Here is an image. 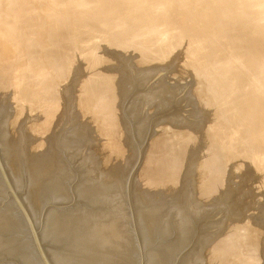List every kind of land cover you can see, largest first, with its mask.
I'll use <instances>...</instances> for the list:
<instances>
[{
  "label": "rangeland",
  "instance_id": "rangeland-1",
  "mask_svg": "<svg viewBox=\"0 0 264 264\" xmlns=\"http://www.w3.org/2000/svg\"><path fill=\"white\" fill-rule=\"evenodd\" d=\"M215 3L217 10L212 9ZM263 3L0 0L1 117L7 109L10 126L22 127L33 149H48L46 129L59 135V124L69 125L68 111L73 109L75 135L96 140L103 149L80 147L84 169L93 172L96 163L101 174H108L105 157L114 167L128 169L134 137H118L125 116L119 118L116 112L115 87L96 74V63H102L97 51L147 49V55L153 52L155 57L149 62L144 57L138 66L181 64L184 78H195L196 87L218 98L217 108L198 94L211 117L212 139L195 135L182 108L169 122L181 134L167 135L163 119L157 118L132 194H141L138 206L149 212L150 206L160 213L179 212V206H185V188L191 187L189 192L195 193H189V218L181 220L193 223L200 208L225 205L228 225L208 244L207 264H264L259 253L264 249V142L257 136L264 131Z\"/></svg>",
  "mask_w": 264,
  "mask_h": 264
},
{
  "label": "water",
  "instance_id": "water-1",
  "mask_svg": "<svg viewBox=\"0 0 264 264\" xmlns=\"http://www.w3.org/2000/svg\"><path fill=\"white\" fill-rule=\"evenodd\" d=\"M96 74L115 87L118 137H134L128 169L114 167L105 157L101 174L84 169L81 146L103 152L96 140L75 135L73 109L69 125L59 135L49 133L48 149H33L22 127H11L0 109V264H207L208 244L228 225L227 207L200 208L188 217L189 192L178 211L150 212L139 207L141 194H132L134 180L148 148L157 118L167 135L181 134L170 118L182 108L195 135L212 139L211 117L199 103L209 89L184 78L181 64L143 67L147 49L121 51L101 48ZM264 223V219H263ZM264 246V241L262 242ZM264 261V249H259Z\"/></svg>",
  "mask_w": 264,
  "mask_h": 264
},
{
  "label": "bare ground",
  "instance_id": "bare-ground-1",
  "mask_svg": "<svg viewBox=\"0 0 264 264\" xmlns=\"http://www.w3.org/2000/svg\"><path fill=\"white\" fill-rule=\"evenodd\" d=\"M31 1H32V0H31ZM81 1H82V0H81ZM156 1H158V0H156ZM181 1H182V0H181ZM225 1H226V0H225ZM232 1H233V0H232ZM257 1H258V0H257ZM17 2H20V1H17ZM78 2H79V1H78ZM119 2H120V1H119ZM138 2H139V1H138ZM14 3H15V2H14ZM27 3H28V2H27ZM71 3H72V2H71ZM101 3H102V2H101ZM101 3H100V4H101ZM116 3H117V2H116ZM140 3H141V2H140ZM144 3H145V2H144ZM144 3H143V4H144ZM166 3H167V1H166ZM182 3H183V2H182ZM216 3H217V2H216ZM216 3L214 4V6H213V8H212L213 10H217V9H218L219 4L217 3V5H218V6H217ZM7 4H8V3H7ZM19 4H21V3H19ZM25 4H26V3H25ZM31 4H32V3H31ZM61 4H62V3H61ZM94 4H95V3H94ZM164 4H165V3H164ZM178 4H179V3H178ZM263 4H264V3H263ZM33 5H34V4H33ZM76 5H77V4H76ZM179 5H180V4H179ZM260 5H261V3H260ZM2 6H3V5H2ZM15 6H16V5H15ZM89 6H90V5H89ZM158 7H159V6H158ZM238 7H239V5H238ZM255 7H256V6H255ZM16 8H17V6H16ZM16 8H15V9H16ZM40 8H41V6H40ZM241 8H242V7H241ZM252 8H253V7H252ZM11 9L13 10V6H12ZM22 9H23V8H22ZM32 9H33V8H32ZM94 9H95V7H94ZM108 9H110V8H108ZM154 9H155V8H154ZM157 9H158V8H157ZM177 9H178V8H177ZM191 9H192V8H191ZM58 10H59V8H58ZM118 10H119V9H118ZM144 10H145V9H144ZM16 11L18 12V10H16ZM41 11H42V10H41ZM134 11H135V10H134ZM157 11H158V10H157ZM255 11H256V10H255ZM74 12H75V11H74ZM169 12H170V11H169ZM185 12H186V11H185ZM253 12H254V11H253ZM31 13H32V12H31ZM98 13H100V12L98 11ZM57 14H58V13H57ZM95 14H96V13H95ZM163 14L165 15V12H163ZM223 14H224V13H223ZM235 14H236V13H235ZM245 14H246V13H245ZM149 15H150V14H149ZM225 15H226V14H225ZM232 15H233V14H232ZM232 15H231V16H232ZM4 16H5V15H4ZM13 16H14V14H13ZM99 16H100V15H99ZM104 16H105V15H104ZM22 17H23V16H22ZM164 17H165V16H164ZM228 17H229V16H228ZM232 17H233V16H232ZM20 18H21V17H20ZM54 18H55V17H54ZM89 18H90V17H89ZM114 18H115V17H114ZM230 18H231V17H230ZM230 18H229V19H230ZM14 19H15V18H14ZM109 19H110V18H109ZM209 19H210V18H209ZM220 19H221V18H220ZM238 19H239V18H238ZM17 20H18V19H17ZM91 20H92V19H91ZM116 20H117V19H116ZM99 21H100V20H99ZM101 21H102V20H101ZM113 21H114V20H113ZM130 21H131V20H130ZM232 21H233V20H232ZM242 21H243V20H242ZM122 22H123V21H122ZM122 22H121V23H122ZM147 22H148V21H147ZM0 23H1V22H0ZM225 23H226V22H225ZM237 23H238V22H237ZM123 24H124V23H123ZM123 24H122V25H123ZM145 24H146V23H145ZM235 24H236V23H235ZM143 25H144V24H143ZM240 25H241V24H240ZM262 25H263V24H262ZM10 26H11V25H10ZM111 26H112V25H111ZM24 27H25V26H24ZM202 27H203V25H202ZM234 27H235V26H234ZM242 27H243V26H242ZM242 27H241V28H242ZM4 28H5V27H4ZM14 30H15V29H14ZM263 30H264V29H263ZM100 31H101V30H100ZM175 31H176V30H175ZM205 31H206V30H205ZM13 33H14V32H13ZM83 33H84V32H83ZM173 33H174V32H173ZM208 33H209V32H208ZM158 34H159V33H158ZM160 34H161V33H160ZM252 34H253V33H252ZM207 35H208V34H207ZM6 36H7V37H5L6 39H7L8 37H10V36H8V35H6ZM35 36H36V35H35ZM91 36H92V34H91ZM132 36H133V35H132ZM161 36H162V35H161ZM243 36H244V35H243ZM187 37H188V36H187ZM210 37H211V36H210ZM257 37H258V36H257ZM193 38H194V37H193ZM247 38H248V37H247ZM247 38H245V39H247ZM114 39H115V38H114ZM180 39H181V38H180ZM255 39H256V38H255ZM257 40H258V39H257ZM158 41H159V40H158ZM172 41H173V40H172ZM201 41H202V40H201ZM263 41H264V40H263ZM263 41H262V42H263ZM33 42H34V41H33ZM128 42H129V41H128ZM181 42H182V41H181ZM246 42H247V41H246ZM249 42H250V41H249ZM0 43H1V42H0ZM175 43H176V42H175ZM211 43H212V42H211ZM243 43H244V42H243ZM30 44H32V43H30ZM145 44H146V43H145ZM204 44H206V43H204ZM217 44H218V43H217ZM200 45H201V44H200ZM202 45H203V44H202ZM202 45H201V46H202ZM1 46H2V45H1ZM129 46H130V44H129ZM183 46H184V45H183ZM201 46H200V48H201ZM204 46H205V45H204ZM127 47H128V46H127ZM179 47H180V45H179ZM181 47H182V45H181ZM197 47H198V46H197ZM206 47H208V46H206ZM223 47H224V46H223ZM23 48H24V47H23ZM43 48H44V47H43ZM155 48H156V47H155ZM185 48H186V47H185ZM195 48H196V46H195ZM197 49H198V48H197ZM207 49H208V48H207ZM262 49H263V48H262ZM30 50H31V49H30ZM154 51H155V50H154ZM157 51H158V50H157ZM193 51H195V50H193ZM195 52L198 54L197 51H195ZM201 52H202V50H201ZM263 52H264V51H263ZM206 53H207V52H206ZM26 54H27V53H26ZM31 54H32V52H31ZM156 54H157V53H156ZM194 54H195V53H194ZM197 54H195V55H196V58H197L198 56H201V55H198V56H197ZM200 54H202V53H200ZM203 54H204V53H203ZM262 54H263V53H262ZM193 56H194V55H193ZM201 57L203 58V56H201ZM207 57H208V56H207ZM262 57H263V56H262ZM204 58H205V57H204ZM204 58H203V59H204ZM253 58H254V57H253ZM260 58H261V57H260ZM0 59H1V58H0ZM165 59H166V58H165ZM237 59H238V58H237ZM1 60H2V59H1ZM1 60H0V61H1ZM262 60H263V59H262ZM244 62H246V61H244ZM4 63H5V61H4ZM262 63H263V62H262ZM246 64H247V63H246ZM256 64H257V63H256ZM200 65H201V64H200ZM208 65H209V64H208ZM263 65H264V64H263ZM201 66H202V65H201ZM244 66H245V65H244ZM238 68H239V67H238ZM29 70H30V69H29ZM261 72H262V71H261ZM206 74H207V73H206ZM258 74H259V73H258ZM249 75H250V74H249ZM210 76H212V75H210ZM232 77H234V75H233ZM236 77H237V76H236ZM256 77H257V75H256ZM85 78H86V77H85ZM259 78H260V77H259ZM253 79H254V78H253ZM213 80H214V79H213ZM88 81H89V80H88ZM223 81H224V80H223ZM261 81H262V80H261ZM89 82H90V81H89ZM254 83H255V82H254ZM90 84H91V83H90ZM213 84H214V83H213ZM250 84H251V83H250ZM95 85H96V84H95ZM233 85H234V84H233ZM222 86H225V85H222ZM252 86H253V84H252ZM257 86H258V85H257ZM259 86H260V85H259ZM12 88H13V87H12ZM214 88H215V87H214ZM263 88H264V87H263ZM46 89H47V88H46ZM223 89H224V88H223ZM215 90H216V89H215ZM262 90H263V89H262ZM38 91H39V90H38ZM238 91H239V90H238ZM216 92L218 93V91H216ZM233 92H234V91H233ZM0 95H1V94H0ZM224 95H225V94H224ZM238 95H239V94H238ZM96 96H97V95H96ZM213 96H214V95H213ZM255 96H256V95H255ZM258 97H259V96H258ZM88 98H89V97H88ZM248 98H249V97H248ZM258 99H259V98H258ZM95 100H96V99H95ZM246 102H248V101H246ZM260 102H261V101H260ZM263 102H264V101H263ZM244 103H245V102H244ZM261 104H262V103H261ZM248 105H249V104H248ZM253 105H254V104H253ZM250 106H251V105H250ZM250 106H249V107H250ZM259 106H260V105H259ZM260 107H263V106H260ZM260 107H259V108H260ZM256 108H257V107H256ZM245 109H246V108H245ZM252 109H253V108H252ZM252 109H251V110H252ZM261 109H262V108H261ZM261 109H258L259 112H260ZM255 110H256V109H255ZM258 110H257V111H258ZM253 111H254V110H253ZM96 112H97V111H96ZM263 112H264V111H263ZM243 113H244V112H243ZM257 114H258V113H257ZM47 115H48V114H47ZM263 115H264V113H263ZM47 117H48V116H47ZM49 117H50V116H49ZM245 117H246V116H245ZM254 117H255V116H254ZM256 117H257V115H256ZM263 117H264V116H263ZM246 118H247V117H246ZM258 118H261V117H258ZM232 119H233V118H232ZM262 119H263V121H264V118H262ZM47 121H48V120H47ZM248 121H249V120H248ZM259 123H261V122H259ZM242 124H243V123H242ZM253 124H254V123H253ZM262 124H263V123H262ZM261 126H263V125H261ZM245 127H246V126H245ZM247 127H248V126H247ZM249 127H250V126H249ZM259 127H260V126H259ZM263 127H264V126H263ZM263 127H261V128L263 129ZM254 129H256V128L254 127ZM262 129H257V130H259V131L261 132ZM254 131H255V130H254ZM256 132H257V131H256ZM260 132H258L257 134H259ZM261 133H262V132H261ZM261 133H260V135H257V136H261V137L263 136V137H262V138H261V137H258L257 139H258L259 141L262 139L261 141H262V143H263V142H264V141H263V140H264V131H263V135H262ZM253 136H254V135H253ZM240 137H241V136H240ZM259 138H261V139H259ZM258 140H257V141H258ZM257 141H256V142H257ZM259 141H258V142H259ZM261 141H260V142H261ZM252 144H253V143H252ZM258 144H259V143H258ZM263 145H264V143H263ZM263 145H262V146H263ZM252 147H253V145H252ZM260 147H261V144H260ZM263 150H264V149H263ZM254 152H255V151H254ZM262 155H263V154H262ZM262 155H260V157H261ZM263 157H264V156H263ZM263 157H261V159H262ZM255 158H256V157H255ZM255 158H254V159H255ZM258 159H259V158H258ZM261 159H260V160H261ZM260 160H259V161H260ZM263 160H264V158H263ZM260 162H263V161H260ZM263 165H264V163H263ZM258 175H259V174H258ZM260 176H261V175H259V177H260ZM263 176H264V174H263ZM259 177H258V178H259ZM260 178H261V180H262V177H260ZM262 182H264V180H263ZM262 184H263V183H262ZM216 186H217V185H216ZM263 186H264V185H263ZM231 239H232V238H231Z\"/></svg>",
  "mask_w": 264,
  "mask_h": 264
}]
</instances>
